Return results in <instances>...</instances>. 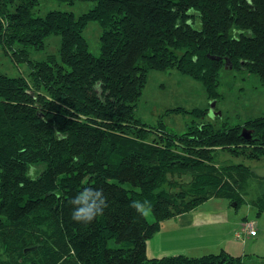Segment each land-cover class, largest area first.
<instances>
[{
	"label": "trees",
	"instance_id": "16d2710c",
	"mask_svg": "<svg viewBox=\"0 0 264 264\" xmlns=\"http://www.w3.org/2000/svg\"><path fill=\"white\" fill-rule=\"evenodd\" d=\"M59 1L95 6L79 17L38 16L42 0H0V48L31 69L10 76L0 68V264H264L225 250L147 254L165 221L213 198L247 202L250 179L264 178L218 158L264 160V116L182 134L137 116L152 69L201 81L210 101L221 97L226 66L264 85V0ZM91 21L102 28L100 56L84 35ZM51 35L61 37L59 55L32 60L30 48L44 49ZM86 189L107 203L91 223L71 218ZM134 201L150 204L153 222ZM250 203L264 213L263 192Z\"/></svg>",
	"mask_w": 264,
	"mask_h": 264
},
{
	"label": "rangeland",
	"instance_id": "374dc122",
	"mask_svg": "<svg viewBox=\"0 0 264 264\" xmlns=\"http://www.w3.org/2000/svg\"><path fill=\"white\" fill-rule=\"evenodd\" d=\"M94 6L95 3L91 1L70 4L59 0H42L35 13L38 16H45L50 11H64L72 12L79 17ZM101 34L102 28L98 21H91L84 30L89 49L95 56L101 54ZM60 47V35H51L46 39L44 49L36 51L30 48L31 59L41 61L48 55L58 56ZM0 68L10 76H28L31 71L28 63L16 64L9 56H5L2 48ZM219 92L221 97L210 101L201 81L181 74L175 69L167 71L152 69L148 72L147 82L138 103L137 116L149 126H164L168 131L178 134L188 131L189 125L211 123L216 128H222L224 124L231 127L264 116V85L247 71L225 67L221 72ZM196 109L208 111L198 115L194 113ZM218 162L245 164L253 169L264 167V160L253 162L222 151ZM250 184L252 187L246 197L247 202L239 207L233 206L229 199L213 198L197 208L202 212L220 211L222 216L219 217L223 218L222 220L209 221L200 227L185 225L176 231L174 220L165 222L162 232L157 233L149 242L152 248L151 252L147 253L148 257L162 258L173 255L201 257L225 249L236 257L251 256L253 260H264V213L259 214L257 208L250 203L257 194L264 193V179L252 177ZM147 218L150 222L154 221L151 211ZM245 222L256 224V236H251L245 231Z\"/></svg>",
	"mask_w": 264,
	"mask_h": 264
},
{
	"label": "clouds",
	"instance_id": "9594fccd",
	"mask_svg": "<svg viewBox=\"0 0 264 264\" xmlns=\"http://www.w3.org/2000/svg\"><path fill=\"white\" fill-rule=\"evenodd\" d=\"M74 210L71 218L77 222L91 223L107 207L106 198L102 191L86 189L72 201ZM132 207L140 215L147 216L151 206L147 201H134Z\"/></svg>",
	"mask_w": 264,
	"mask_h": 264
},
{
	"label": "crops",
	"instance_id": "0c3cea01",
	"mask_svg": "<svg viewBox=\"0 0 264 264\" xmlns=\"http://www.w3.org/2000/svg\"><path fill=\"white\" fill-rule=\"evenodd\" d=\"M219 215L222 216L220 211L202 212L201 210L197 209V210H194L192 212L180 215V216L172 219L175 221V225H176V228H174V230L176 231V229L178 230L181 226H185V225H189V226H193V227H200L202 225H205L209 221L215 222L216 220H222L223 218L219 217ZM165 222L168 223V220ZM165 222L162 225V229H161L160 233L162 232V230L164 228ZM151 248H152L151 244L148 243L147 253L151 252L150 251ZM222 250H225V249H222ZM227 252L230 253L231 251H227ZM153 255L155 256V254H153Z\"/></svg>",
	"mask_w": 264,
	"mask_h": 264
},
{
	"label": "built area",
	"instance_id": "2783aa9c",
	"mask_svg": "<svg viewBox=\"0 0 264 264\" xmlns=\"http://www.w3.org/2000/svg\"><path fill=\"white\" fill-rule=\"evenodd\" d=\"M245 231L249 234V235H256L257 234V227L256 224L254 222H248L247 224L244 225ZM237 237H239V233H237Z\"/></svg>",
	"mask_w": 264,
	"mask_h": 264
},
{
	"label": "water",
	"instance_id": "95a60500",
	"mask_svg": "<svg viewBox=\"0 0 264 264\" xmlns=\"http://www.w3.org/2000/svg\"><path fill=\"white\" fill-rule=\"evenodd\" d=\"M227 67V66H226ZM229 68V67H228ZM231 68V66H230ZM243 135L247 138H251L250 133L246 132L245 130L243 131ZM253 171L255 172V174H257V176L264 178V167L259 168V169H253ZM236 204H234L235 206Z\"/></svg>",
	"mask_w": 264,
	"mask_h": 264
},
{
	"label": "bare ground",
	"instance_id": "6f19581e",
	"mask_svg": "<svg viewBox=\"0 0 264 264\" xmlns=\"http://www.w3.org/2000/svg\"><path fill=\"white\" fill-rule=\"evenodd\" d=\"M246 138H247V137H246ZM247 139H249V140H250L251 138H247ZM247 223H248V222H245V223H244V225H245V224H247ZM251 236H252V235H251ZM254 236H256V235H254Z\"/></svg>",
	"mask_w": 264,
	"mask_h": 264
}]
</instances>
